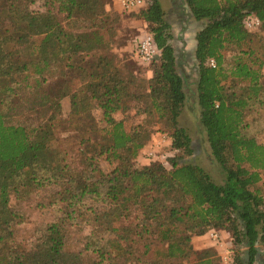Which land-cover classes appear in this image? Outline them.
Listing matches in <instances>:
<instances>
[{"label": "trees", "instance_id": "1", "mask_svg": "<svg viewBox=\"0 0 264 264\" xmlns=\"http://www.w3.org/2000/svg\"><path fill=\"white\" fill-rule=\"evenodd\" d=\"M35 1L0 5V264H216L208 251L190 246L211 228L230 234L238 249L233 264H264V186H256L264 145L247 130L249 118L264 109L263 62L250 46L253 35L264 37V0H182L188 18L201 23L194 37L195 97L218 179L192 159L191 138L178 126L186 82L158 0L137 10L158 51L145 88L104 50L100 18L108 0H42L43 13L29 10ZM248 15L259 21L255 31L244 28ZM69 74L75 79L64 86ZM29 101L45 112L40 121L9 124L29 112ZM131 109L144 122L128 129L113 115ZM152 118L170 142L168 169L155 162L134 167L153 134L147 129ZM59 125L70 131L66 151L55 146ZM101 158L113 165L107 174L97 165ZM65 175L59 194L66 193V223L84 198L97 203L79 214L92 225L82 251L64 250L60 223L45 226L32 248L20 249L12 226L22 219L9 208L10 195L29 183L63 186ZM84 253L91 256L83 259Z\"/></svg>", "mask_w": 264, "mask_h": 264}, {"label": "rangeland", "instance_id": "2", "mask_svg": "<svg viewBox=\"0 0 264 264\" xmlns=\"http://www.w3.org/2000/svg\"><path fill=\"white\" fill-rule=\"evenodd\" d=\"M164 13L167 23L170 25L171 40L170 45L174 49L177 59V66L180 75L186 82V101L183 110L177 120L178 126L183 127L192 141L193 155L192 159L207 170L213 178L218 179L219 174L215 167L209 163L208 146L205 142L204 135L198 120L197 104L195 97V87L197 82L196 65L193 59V50L195 46L194 37L201 27V23H195L188 18L187 10L183 5L182 0H158ZM4 0H0V5ZM29 10L35 13H43L47 10L42 0L35 1L29 6ZM55 11V9H52ZM105 16L100 19L103 20L104 28L100 31L105 42L104 50L108 53L112 62L127 76L131 75L135 80L142 83L143 87L147 86V81L151 79L150 67L141 63L136 57V46L140 38L147 33L146 24L138 17V11L123 12L114 0H108L104 6ZM56 13V12H54ZM99 19V18H98ZM99 19V20H100ZM98 24V23H97ZM99 25V24H98ZM82 29H74L73 32L80 33ZM251 48L257 52V56L263 62L264 73V37L258 33L253 35L250 43ZM249 46V47H250ZM104 50L100 49L103 53ZM97 54V53H96ZM232 52L226 54L230 56ZM75 79L73 74L66 75V82L71 83ZM33 84L30 78L27 81ZM55 80L50 81V86ZM45 91L49 92L47 87ZM57 87L53 86L52 91ZM29 101L28 103H30ZM29 112L22 113L21 117H13L7 120L9 124L25 123L36 125L42 116V108L29 104ZM60 117L66 119L69 111V99L63 97L60 100ZM92 115L98 122L99 126H103L100 117V111H92ZM113 118L116 121L124 120L125 127L130 129L136 125L144 122V117L137 113L135 109L128 110L125 114L115 113ZM246 117V122L250 129L247 130L252 133L259 144L264 145V109L258 110L253 114L249 120ZM248 120V121H247ZM148 121V120H147ZM148 130L152 131V136L149 143L139 152L134 161V167L142 168L153 162L162 164L165 168L168 166V157L171 156L167 151L169 145L167 143H160L164 141V132L156 119H149ZM57 142L55 146L62 151H66V138L70 131L66 132V127L59 125L57 128ZM73 134L72 136H74ZM158 137L157 139H153ZM166 137V136H165ZM158 142L160 145L155 149L151 146L152 142ZM70 144L74 143L72 138L69 140ZM185 158V157H184ZM97 165L103 173H109L113 165L109 164L101 158L97 161ZM66 175L62 183L53 184V182L45 183L41 186L32 183L27 184L19 189L17 195L11 194L9 197V208L12 212L22 219L21 224L13 225L12 232L15 243L19 244L20 249H30L32 244L37 241L43 232V229L48 224L60 223L63 224V243L64 250L71 254L82 251L87 238L90 237L92 230L91 222L84 215H79L89 207L96 206L97 203L84 198L80 205L76 207L75 217L72 222L66 223V193L62 192V188H66ZM257 188L262 189L264 186V174L261 175V181L256 185ZM215 230L218 233L219 240L216 243L209 237V231ZM201 237H192L190 246L196 252L208 251L211 259L216 264H233L234 257L238 249L232 244L230 234L227 231L211 228ZM259 250L261 247L258 246ZM91 255L85 254L84 258H89ZM104 264H108L105 262ZM112 264H120L118 262ZM185 264V263H183Z\"/></svg>", "mask_w": 264, "mask_h": 264}, {"label": "built area", "instance_id": "3", "mask_svg": "<svg viewBox=\"0 0 264 264\" xmlns=\"http://www.w3.org/2000/svg\"><path fill=\"white\" fill-rule=\"evenodd\" d=\"M115 3L120 7V9L123 12H134L141 8H144L147 4L146 0H114ZM244 28L251 32L255 31L259 27V21L256 17L252 15H248L244 18L243 21ZM158 51L156 46L154 45V42L151 38V36L147 33H145L140 40L138 41V44L136 46V57L137 59L143 63L148 65L153 60L157 58ZM207 65L210 67H214V62L212 60H209L207 62ZM209 237L212 238L213 241L216 243L219 240L218 233L215 230L209 231Z\"/></svg>", "mask_w": 264, "mask_h": 264}, {"label": "crops", "instance_id": "4", "mask_svg": "<svg viewBox=\"0 0 264 264\" xmlns=\"http://www.w3.org/2000/svg\"><path fill=\"white\" fill-rule=\"evenodd\" d=\"M157 138H158V137H154L153 139L155 140V139H157ZM163 139H164V141L162 140V142H160V143H166V145H167V143H168V145H169L170 142H169V140L167 139V137L164 136ZM159 145H160V144H159L158 142H156V141H155V142L153 141V142L151 143V146H152V147L155 146V149L158 148Z\"/></svg>", "mask_w": 264, "mask_h": 264}]
</instances>
